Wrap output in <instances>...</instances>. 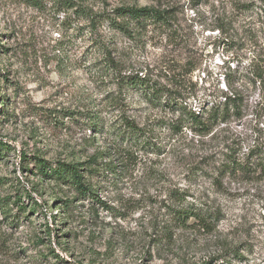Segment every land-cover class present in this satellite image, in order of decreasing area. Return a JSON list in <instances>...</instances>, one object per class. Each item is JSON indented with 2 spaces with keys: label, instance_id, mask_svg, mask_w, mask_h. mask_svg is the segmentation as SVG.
I'll use <instances>...</instances> for the list:
<instances>
[{
  "label": "rangeland",
  "instance_id": "1",
  "mask_svg": "<svg viewBox=\"0 0 264 264\" xmlns=\"http://www.w3.org/2000/svg\"><path fill=\"white\" fill-rule=\"evenodd\" d=\"M72 4L0 0V139L10 147L0 146V264H264L257 89L208 132L188 116H209L225 67L239 77L250 41L264 44L255 11L227 0ZM122 5L164 9L168 24L114 30L101 15ZM37 158L81 163L91 192L40 175ZM188 208L200 218L178 222L173 210Z\"/></svg>",
  "mask_w": 264,
  "mask_h": 264
},
{
  "label": "trees",
  "instance_id": "2",
  "mask_svg": "<svg viewBox=\"0 0 264 264\" xmlns=\"http://www.w3.org/2000/svg\"><path fill=\"white\" fill-rule=\"evenodd\" d=\"M36 1V0H31ZM65 3L66 6L73 5L72 0H59ZM232 6V10L245 13L249 10H254L257 21L259 23V31L261 37L264 39V0H227ZM196 3V2H195ZM112 14L106 13L101 15L102 20L107 22L108 27L122 31L129 32L130 26L132 28H141L145 26L146 21H152L154 23H160L163 25L168 24L169 17L168 12L164 9L155 8L152 6H134V5H122L114 8ZM81 14L88 13L82 10ZM91 21H94V17H91ZM223 29V24L218 26ZM259 37V36H258ZM227 41V40H225ZM258 40L250 41V51L252 52L251 61L244 67V73L239 74L236 77V69H231L230 65L225 67L224 72L220 74L223 78V85L226 87V92L221 95L222 101H219L216 105H212L209 109V116H202L198 112L188 111V116L190 120L198 124V131L200 133L208 132L211 129L210 123L214 120L220 118L221 120L226 119L230 115V109H232L233 114L240 116V107L243 102V95L245 91L251 89H257V95L260 97L259 102H261L264 108V44ZM104 50L103 44H96ZM140 80V85H144L145 82ZM240 80V83L238 82ZM129 129L135 127L133 124L128 125ZM0 146L9 147V145L0 139ZM230 157V156H229ZM22 159L26 160V154L22 155ZM228 164L232 165L234 168L240 167L239 163H236L234 159H228ZM81 163H64L56 162L55 167H50L47 161L37 158L36 160V172L40 175H53L55 178L62 180L64 182L72 184L76 187L77 191L82 194L90 193L91 188L86 187L84 184L83 176L80 174L81 169L79 168ZM25 170H28V166H24ZM49 173V174H48ZM31 198L32 196L28 194ZM37 203V202H35ZM38 205V204H37ZM39 206V205H38ZM175 212V219L180 223H185L190 216L195 218H200V215L196 211L191 209L186 210H173ZM56 257L58 254L54 253Z\"/></svg>",
  "mask_w": 264,
  "mask_h": 264
}]
</instances>
